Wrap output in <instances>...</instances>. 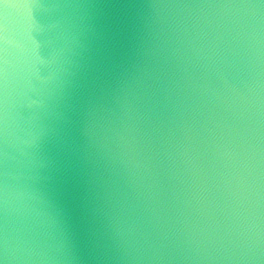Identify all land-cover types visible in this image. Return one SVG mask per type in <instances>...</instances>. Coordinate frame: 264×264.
Returning <instances> with one entry per match:
<instances>
[{"label": "clouds", "instance_id": "obj_1", "mask_svg": "<svg viewBox=\"0 0 264 264\" xmlns=\"http://www.w3.org/2000/svg\"><path fill=\"white\" fill-rule=\"evenodd\" d=\"M0 264H264V0H0Z\"/></svg>", "mask_w": 264, "mask_h": 264}]
</instances>
